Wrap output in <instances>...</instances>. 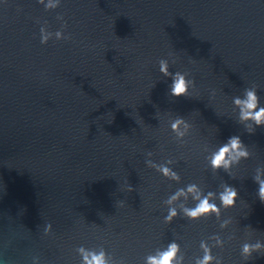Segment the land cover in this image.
Segmentation results:
<instances>
[{
    "label": "water",
    "instance_id": "1",
    "mask_svg": "<svg viewBox=\"0 0 264 264\" xmlns=\"http://www.w3.org/2000/svg\"><path fill=\"white\" fill-rule=\"evenodd\" d=\"M41 26L68 39L41 44ZM161 58L191 81L187 95H168ZM246 88L264 105V0H60L48 11L0 0V260L77 264L83 244L139 264L175 239L190 261L219 234L223 264H264V252L239 255L245 240L264 242L253 181L257 169L264 178V127L247 130L231 103ZM175 117L189 125L183 142ZM229 136L248 158L213 173L206 150ZM148 152L174 161L179 184L145 166ZM187 183L235 187L224 230L213 217L162 222V200Z\"/></svg>",
    "mask_w": 264,
    "mask_h": 264
},
{
    "label": "clouds",
    "instance_id": "2",
    "mask_svg": "<svg viewBox=\"0 0 264 264\" xmlns=\"http://www.w3.org/2000/svg\"><path fill=\"white\" fill-rule=\"evenodd\" d=\"M37 3L42 4L44 10L48 11L57 8L60 0H37ZM57 18L60 19V17ZM39 33L41 44H45L52 38L56 40L68 39V36L61 30L54 33L48 32L43 26L39 29ZM170 62L169 58H161L157 61L159 74L170 81L168 95L172 97L187 95L191 81L186 79V74L183 72H170ZM231 103L236 112L237 122L247 130L251 131L253 127H264V105L260 104L255 88L244 89L242 95L232 98ZM168 128L177 141L183 142L188 133L189 125L182 117H175L169 122ZM248 155V151L241 143L240 138L229 136L226 141L210 151L206 150L204 159L207 167L213 173L218 170L228 173L232 166L238 164L242 159H247ZM151 157V152L145 154L144 163L146 167L159 173L162 178L179 184L180 176L172 167L173 160L164 159L157 162ZM253 181L257 184V199L264 204V178H261L260 169H257ZM236 196L235 187L228 184H222L216 190L207 191L197 183L184 184L176 187L162 200L161 203L166 209L162 216V222L169 224L178 215L190 222L213 217L219 221V229L224 230L229 221L220 220L221 212L234 206ZM50 228L51 225H45V234ZM225 243L226 240L222 239L219 234L201 239L198 243L199 254L191 257L190 261H186L180 245L175 239H171L146 253L139 264H223L221 257L213 255L212 249L223 248ZM74 251L78 257L77 264H126L124 259H114L103 246L85 247L81 244ZM262 252H264V242L260 240L254 242L245 240L239 246V255L244 261H247L254 253L260 254ZM0 264H3L2 260H0ZM32 264H38L36 257L32 258Z\"/></svg>",
    "mask_w": 264,
    "mask_h": 264
}]
</instances>
